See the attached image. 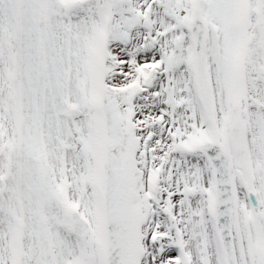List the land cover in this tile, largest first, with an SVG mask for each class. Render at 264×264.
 Masks as SVG:
<instances>
[{
  "label": "snow or ice",
  "instance_id": "1",
  "mask_svg": "<svg viewBox=\"0 0 264 264\" xmlns=\"http://www.w3.org/2000/svg\"><path fill=\"white\" fill-rule=\"evenodd\" d=\"M0 264H264V0H0Z\"/></svg>",
  "mask_w": 264,
  "mask_h": 264
}]
</instances>
